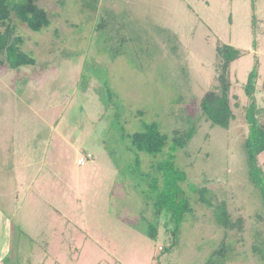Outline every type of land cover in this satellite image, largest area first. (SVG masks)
I'll return each instance as SVG.
<instances>
[{"label": "rangeland", "instance_id": "obj_1", "mask_svg": "<svg viewBox=\"0 0 264 264\" xmlns=\"http://www.w3.org/2000/svg\"><path fill=\"white\" fill-rule=\"evenodd\" d=\"M36 1L49 27L15 21L36 65L0 66V264H206L223 239L226 264H264V203L244 148V86L257 63L264 105V0ZM106 13L115 18L97 31ZM219 43L244 52L229 67L228 128L200 107L218 83ZM153 121L168 134L196 127L176 154L195 210L169 249L166 219L143 195L161 154L136 163L128 138ZM190 184L225 201L235 228L220 226Z\"/></svg>", "mask_w": 264, "mask_h": 264}, {"label": "trees", "instance_id": "obj_2", "mask_svg": "<svg viewBox=\"0 0 264 264\" xmlns=\"http://www.w3.org/2000/svg\"><path fill=\"white\" fill-rule=\"evenodd\" d=\"M115 18L112 13H106L97 21L96 29L101 31L107 28L109 22ZM22 22L34 32H41L51 24L48 11L41 7L36 0H0V66L17 69L21 66L36 65L37 59L23 48L24 37L18 33L15 21ZM118 40L125 42L126 35L120 34ZM244 52L232 45L219 43L216 47L218 58L217 84L208 90L200 100L203 116L212 125L228 128L231 121L236 118L231 105L230 95L232 82L229 77V67L232 61L240 57ZM259 63L250 71L244 86L249 98L245 107V120L248 125V134L244 139V148L247 157L248 178L259 189L264 203V168L260 164L259 155L264 152V105L258 103L256 92L259 88ZM264 89V82L262 83ZM111 98V93L107 94ZM196 132L195 126L180 130L175 128L171 134L163 132L156 121L146 122L143 128L128 134L131 148L137 152L136 163L141 157L138 153L161 157L149 159L150 170L155 174L151 176L148 187L143 195L146 201L152 204L154 214L164 216L166 227L171 233L169 246L176 242L183 221L187 214L194 213V206L190 195L184 189L183 184L188 180L187 171L176 163L177 151L187 146ZM190 190L198 194V200L209 208H212L217 223L226 228L233 229L236 226L225 201L214 203L213 195L205 186L190 184ZM158 225L150 224L148 236L156 239ZM262 231L257 233V241ZM255 244V243H254ZM230 247L225 239L211 253L206 264H226L229 259ZM254 252H258L257 245H253Z\"/></svg>", "mask_w": 264, "mask_h": 264}]
</instances>
